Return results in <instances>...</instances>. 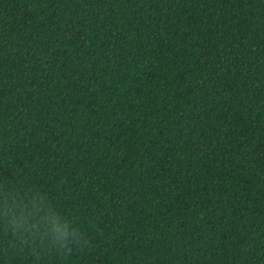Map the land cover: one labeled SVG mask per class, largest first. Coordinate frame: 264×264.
<instances>
[{
  "label": "trees",
  "instance_id": "trees-1",
  "mask_svg": "<svg viewBox=\"0 0 264 264\" xmlns=\"http://www.w3.org/2000/svg\"><path fill=\"white\" fill-rule=\"evenodd\" d=\"M45 196L62 261L264 264V0H0V209Z\"/></svg>",
  "mask_w": 264,
  "mask_h": 264
},
{
  "label": "clouds",
  "instance_id": "clouds-1",
  "mask_svg": "<svg viewBox=\"0 0 264 264\" xmlns=\"http://www.w3.org/2000/svg\"><path fill=\"white\" fill-rule=\"evenodd\" d=\"M0 215L8 233L37 255L47 251L67 261L72 245L80 241L81 232L76 224L58 204L42 195L13 198L0 209Z\"/></svg>",
  "mask_w": 264,
  "mask_h": 264
}]
</instances>
